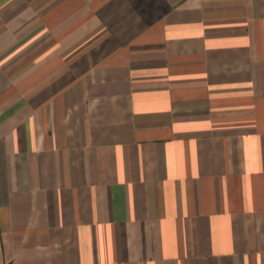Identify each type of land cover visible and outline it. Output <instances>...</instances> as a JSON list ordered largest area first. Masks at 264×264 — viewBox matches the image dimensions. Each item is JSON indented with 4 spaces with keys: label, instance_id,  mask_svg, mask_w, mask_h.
I'll use <instances>...</instances> for the list:
<instances>
[{
    "label": "crops",
    "instance_id": "0c3cea01",
    "mask_svg": "<svg viewBox=\"0 0 264 264\" xmlns=\"http://www.w3.org/2000/svg\"><path fill=\"white\" fill-rule=\"evenodd\" d=\"M0 264H264V0H0Z\"/></svg>",
    "mask_w": 264,
    "mask_h": 264
}]
</instances>
